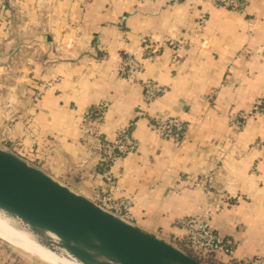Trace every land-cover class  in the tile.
I'll return each mask as SVG.
<instances>
[{"label": "crops", "instance_id": "crops-1", "mask_svg": "<svg viewBox=\"0 0 264 264\" xmlns=\"http://www.w3.org/2000/svg\"><path fill=\"white\" fill-rule=\"evenodd\" d=\"M12 4L0 26V147L93 199L105 184L99 140L130 125L137 149L108 169L133 199L131 223L179 248L176 220L212 206L211 227L238 258L264 257V121L228 124L264 94V0L243 11L207 0ZM154 49L134 82L115 72L121 53L147 58ZM149 78L167 91L146 111L140 83ZM103 102L101 119H84ZM155 111L188 122L181 144L157 136ZM209 177L207 188L196 185ZM0 260L18 264L1 241Z\"/></svg>", "mask_w": 264, "mask_h": 264}, {"label": "water", "instance_id": "water-1", "mask_svg": "<svg viewBox=\"0 0 264 264\" xmlns=\"http://www.w3.org/2000/svg\"><path fill=\"white\" fill-rule=\"evenodd\" d=\"M0 215L80 264H204L2 147Z\"/></svg>", "mask_w": 264, "mask_h": 264}, {"label": "built area", "instance_id": "built-area-1", "mask_svg": "<svg viewBox=\"0 0 264 264\" xmlns=\"http://www.w3.org/2000/svg\"><path fill=\"white\" fill-rule=\"evenodd\" d=\"M16 0H0V26L3 23H9L8 14L12 3ZM216 8H224L230 11H243L250 0H207ZM207 17L202 15L197 22L198 29H203L206 25ZM183 42H179L175 48H180ZM157 50H153L149 56H136L132 53L124 52L119 56L115 72L121 78L134 82L137 79V74L141 73L145 67V60H153ZM176 51L174 55L176 56ZM175 58V57H174ZM0 69L1 65H0ZM5 72H9L6 70ZM57 80L52 82H43L42 88L51 87ZM143 90V99L146 105V111L162 97L167 87L155 81L154 79H144L140 83ZM109 108L107 102L99 105L96 117H93V110L86 112L84 119L99 120L103 117L106 110ZM150 123L154 126L157 136L162 140H170L175 144H181L188 130V122L177 116H162L158 111H155L149 116ZM264 121V94L257 97L248 109L240 110L228 117V124L234 130L244 129L250 122L257 120ZM131 126H118L115 131L113 141L103 143L99 140L100 150L106 153L103 161L114 165L118 160L125 155L134 152L137 149V142L131 136ZM104 180V186L97 189L94 201L101 208L117 215L118 217L130 222L132 216L133 199L126 194L123 187L118 183L110 169H105L101 173ZM212 181L197 180L196 185L207 188ZM213 216V207L208 206L203 214L184 216L176 220V225L184 231L183 240L189 247L203 256L212 257L218 262L224 264H264V257L255 255L252 257L238 258L235 251V243L232 239L225 238L219 235L211 227V218ZM0 264H10L7 261H1Z\"/></svg>", "mask_w": 264, "mask_h": 264}, {"label": "rangeland", "instance_id": "rangeland-1", "mask_svg": "<svg viewBox=\"0 0 264 264\" xmlns=\"http://www.w3.org/2000/svg\"><path fill=\"white\" fill-rule=\"evenodd\" d=\"M1 71H4V70L0 69V72ZM8 71L9 72H6V73H8L9 75H12V78L20 79V76L17 73H14L13 71H10V70ZM42 83L40 84L41 88H42L41 86ZM7 150H13V149L11 146H7ZM35 164H38V163H35ZM220 206H221L220 203L216 205V207H220ZM0 225L3 226L5 230L9 231L10 233L14 234L15 236L19 238L18 243H10L3 239V237L6 236V234L0 231V238H1L0 241L4 243V245L8 246V252L12 253V258L18 264H49V263H46V260H43L44 256L42 255V252L40 251L41 246L36 241H32L28 239L22 232L15 230V228L10 224V221L7 220V218H5L4 216L0 217ZM25 241H27L31 245L30 244L28 245V243H26ZM22 243L25 245H22Z\"/></svg>", "mask_w": 264, "mask_h": 264}, {"label": "bare ground", "instance_id": "bare-ground-1", "mask_svg": "<svg viewBox=\"0 0 264 264\" xmlns=\"http://www.w3.org/2000/svg\"><path fill=\"white\" fill-rule=\"evenodd\" d=\"M2 215H0L1 217ZM11 224V223H10ZM12 225V224H11ZM13 226V225H12ZM14 227V226H13ZM15 230L22 232L28 239L35 241L28 233H26L25 231H22L16 227H14ZM0 231H2L3 233L6 234L5 237H3V239L5 241H8L10 243H18L19 242V238L17 236H15L14 234L10 233L9 231L5 230L3 226L0 225ZM26 243H28L27 241H25ZM30 243H28L29 245ZM22 245H25L22 243ZM31 245V244H30ZM40 245V244H39ZM41 246V252L42 255L44 256L43 260L46 261H50L56 264H80L79 262H77L76 260H74L73 258L70 257H66L63 255H58L55 252L45 248L44 246ZM46 258V259H45Z\"/></svg>", "mask_w": 264, "mask_h": 264}, {"label": "trees", "instance_id": "trees-1", "mask_svg": "<svg viewBox=\"0 0 264 264\" xmlns=\"http://www.w3.org/2000/svg\"><path fill=\"white\" fill-rule=\"evenodd\" d=\"M96 111H97V109L93 110V115L96 113ZM109 164H110L109 162L103 161L101 167L103 168V170L108 169ZM178 244H179L181 249H183L189 255H191L192 257H194L195 259L199 260L200 262H202L204 264H221L212 257L203 256V255L198 254L197 252L193 251L189 247L188 243L185 240L179 241Z\"/></svg>", "mask_w": 264, "mask_h": 264}]
</instances>
